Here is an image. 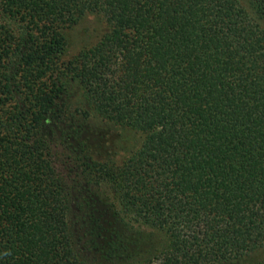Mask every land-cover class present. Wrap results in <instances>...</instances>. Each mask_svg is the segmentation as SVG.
Masks as SVG:
<instances>
[{
    "label": "trees",
    "instance_id": "trees-1",
    "mask_svg": "<svg viewBox=\"0 0 264 264\" xmlns=\"http://www.w3.org/2000/svg\"><path fill=\"white\" fill-rule=\"evenodd\" d=\"M0 264H264V0H0Z\"/></svg>",
    "mask_w": 264,
    "mask_h": 264
},
{
    "label": "rangeland",
    "instance_id": "rangeland-1",
    "mask_svg": "<svg viewBox=\"0 0 264 264\" xmlns=\"http://www.w3.org/2000/svg\"><path fill=\"white\" fill-rule=\"evenodd\" d=\"M102 31L103 23L95 15H87L77 25L65 29L64 34L68 42V54L72 55L81 47L93 43ZM68 93L72 97L73 105H80L79 88L76 83L71 82L68 85ZM86 123L90 127L91 136L97 139L96 153L99 158L110 156L115 160H120L128 152L134 150L141 139L139 133L101 121L94 115H90ZM109 196H111L110 193ZM111 199L116 203L113 197ZM131 225L139 233H143L148 237L162 239L161 233L154 228L140 223H131Z\"/></svg>",
    "mask_w": 264,
    "mask_h": 264
}]
</instances>
